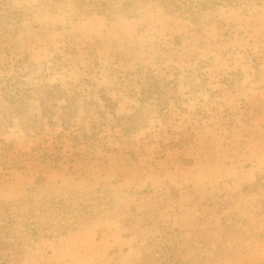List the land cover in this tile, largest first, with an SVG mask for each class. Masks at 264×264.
I'll return each instance as SVG.
<instances>
[{
    "label": "rangeland",
    "instance_id": "374dc122",
    "mask_svg": "<svg viewBox=\"0 0 264 264\" xmlns=\"http://www.w3.org/2000/svg\"><path fill=\"white\" fill-rule=\"evenodd\" d=\"M184 10L0 0V264H264V0Z\"/></svg>",
    "mask_w": 264,
    "mask_h": 264
},
{
    "label": "trees",
    "instance_id": "16d2710c",
    "mask_svg": "<svg viewBox=\"0 0 264 264\" xmlns=\"http://www.w3.org/2000/svg\"><path fill=\"white\" fill-rule=\"evenodd\" d=\"M166 2L169 6L176 10H186L184 11H194L196 7H206L209 5H218L221 4L222 1L229 3L230 0H162Z\"/></svg>",
    "mask_w": 264,
    "mask_h": 264
}]
</instances>
